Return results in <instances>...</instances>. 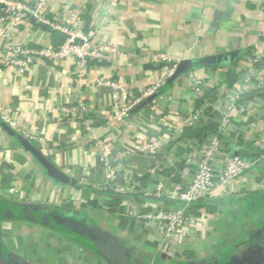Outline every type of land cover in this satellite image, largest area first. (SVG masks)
<instances>
[{
    "label": "crops",
    "instance_id": "0c3cea01",
    "mask_svg": "<svg viewBox=\"0 0 264 264\" xmlns=\"http://www.w3.org/2000/svg\"><path fill=\"white\" fill-rule=\"evenodd\" d=\"M262 5L263 0H50L53 15L81 13L86 25L97 30L96 39L117 46L119 53L112 62L90 65L83 72L72 61L46 60L24 72L16 67L0 71L1 199L33 210L68 208L82 213L109 239L108 246L124 264H209L232 249L245 254L262 247L248 241L264 226V154L228 191L219 189L212 207L185 221L174 237L165 238L162 221L141 217L155 204L169 212L178 208L177 200L156 202L144 192L159 182L166 191L176 187L183 178L171 174L189 157L197 163L233 99L226 146L238 152V142H255L261 136L264 85L257 89L255 79L249 83L246 76L255 47L259 45L264 55ZM60 35L35 19L15 32L16 40L30 45L57 43ZM3 42L0 35V69ZM157 51L173 61H200L218 54L228 59L232 51L241 55L234 64L226 59L199 63L169 82L172 64L149 58ZM262 61L264 66V56ZM193 78L200 81L199 88ZM108 79L120 81L130 95H140L156 83L162 88L143 108L118 120L115 105L122 93ZM78 101L89 105L91 116L62 119L58 107ZM243 108L255 109L254 115ZM193 117L199 120L193 122ZM4 119L36 135L33 143L58 168V179L3 128ZM199 122L211 127L185 135L186 128ZM151 141L156 145L144 151ZM262 143L264 150V139ZM108 183L126 191L121 201L113 202L103 193ZM1 232L3 246L17 258L26 253L31 262L22 259L27 264H114L98 245L55 226L3 220ZM41 238L46 240L43 250L27 252V246L35 247Z\"/></svg>",
    "mask_w": 264,
    "mask_h": 264
},
{
    "label": "built area",
    "instance_id": "2783aa9c",
    "mask_svg": "<svg viewBox=\"0 0 264 264\" xmlns=\"http://www.w3.org/2000/svg\"><path fill=\"white\" fill-rule=\"evenodd\" d=\"M262 7L264 10V0ZM31 19H35L50 30L65 35L64 41L58 45L54 43L30 45L16 40L15 32ZM96 34L97 30L86 25L81 13L71 11L62 18L53 15L50 9V0H38L36 4H31L27 0H0V35L4 40L1 51L3 62L0 71L16 67L24 72L41 60L51 63L72 61L80 67L81 72L85 71L90 65L112 62L115 55L119 53V48L108 43L99 42L96 39ZM263 56L259 45L256 46L251 57L252 66L246 76V81L249 83L254 78L255 87L260 90L264 85ZM149 58L153 62L171 63V74L180 62L173 61L163 51L153 52L149 54ZM106 82L113 86L117 92L122 93V97L117 99L115 105L114 117L118 120L127 119L129 114L134 112V109L148 97L152 95H155L154 98L157 97L162 87L161 83H156L145 89L140 95H130L126 93L120 81L108 79ZM193 84L197 88L200 87L198 79L193 78ZM240 94L241 90L236 98H239ZM234 101L233 99L227 105V111L220 115L219 131L203 145L197 163L194 165L193 159L189 157L184 167L171 174V176L178 174L183 178L176 187L166 191L164 184L159 182L153 189L144 192L149 200L157 202V200L168 198L179 202V206L175 211L169 212L160 209L155 204L156 206L151 211L141 216L142 219L148 222L154 219L162 221L165 238L167 239L182 231L181 227L185 221H191L199 215L188 212L193 203L201 198H213L219 189L228 191L235 181L251 172L258 164L259 160L242 157L235 148L229 149L219 136V132L226 134L229 130V110L235 106ZM243 110L249 112L251 116L255 113L253 108H243ZM58 111L62 119L73 120H86L93 113V110L84 101L62 103L58 107ZM192 120L197 122L199 118L193 117ZM4 121L32 142L37 140L34 133L20 129L16 121H7L6 119ZM263 139L264 130L254 143H257L258 147L263 146ZM155 145L156 141H151L143 147V150L150 149ZM109 177L111 178V174H109ZM108 186V188L114 189L119 194L126 193V191H117L113 184L108 183ZM262 187L263 185L260 184L259 188ZM10 192L16 193L14 189H11ZM199 211L200 214H204V210L200 209Z\"/></svg>",
    "mask_w": 264,
    "mask_h": 264
},
{
    "label": "trees",
    "instance_id": "16d2710c",
    "mask_svg": "<svg viewBox=\"0 0 264 264\" xmlns=\"http://www.w3.org/2000/svg\"><path fill=\"white\" fill-rule=\"evenodd\" d=\"M58 32V31H56ZM59 33V32H58ZM65 39V35H60V41L54 43L55 45L61 44ZM241 54L229 57L225 62L234 64L236 59L239 58ZM162 88V87H161ZM211 127L205 123H198L194 127L186 128L185 135L192 134L198 130ZM219 131V128H218ZM219 136L223 141H226V136L223 132H219ZM227 145V142L225 143ZM228 146V145H227ZM239 147L238 154L242 157L249 159L260 160V157L263 156L264 150L255 145L254 142L240 141L236 145ZM180 150V149H179ZM259 162V161H258ZM109 199L113 202H119L124 195L117 193L114 189L108 188L104 191ZM1 208H0V219L3 220H31L30 216L36 215L37 218L31 221L44 223L50 226H55L58 230L83 241L84 243L94 245L97 247L96 239L99 238L104 241L107 245H112L109 239L101 233L99 229L92 226V222L85 218V215L82 213H77L71 209H29L23 205L17 204L15 202L9 201L7 199H1ZM213 198L210 199H199L197 202L193 203L188 212H193L195 214H200V209L206 211L212 207ZM61 222V226H56L55 224ZM251 244L264 246V226L253 234L251 239L248 241ZM236 252V249L230 250L228 253L222 255L217 259L218 264H226L233 260V256ZM3 254L6 256L7 261L11 264H27L25 261L18 259L14 255L9 253V250L4 246Z\"/></svg>",
    "mask_w": 264,
    "mask_h": 264
},
{
    "label": "water",
    "instance_id": "95a60500",
    "mask_svg": "<svg viewBox=\"0 0 264 264\" xmlns=\"http://www.w3.org/2000/svg\"><path fill=\"white\" fill-rule=\"evenodd\" d=\"M231 57H234L237 55L236 51H232ZM227 58V54H218L215 56H208V57H203L200 59V61H193V60H181L174 72L171 74L169 78V82H173L177 77H179L181 74L184 72L193 69L195 66H197L199 63L202 64H213L216 62H222L224 59ZM155 95H152L148 97L143 103L138 105L135 109L134 112L140 110L145 106L147 102L152 100ZM2 126L3 128L8 131L10 135H12L16 141L18 142L19 145H21L23 148H25L27 151H29L32 155H34L39 162L43 165L45 170L54 178L58 179L60 177L58 168L47 158L45 157L40 150L37 148V146L28 138H26L22 133L14 129L9 125L8 122L2 121ZM1 197H0V208H1ZM36 215L30 216L31 220L36 219ZM2 221L3 219H0V264H11L9 261H7L6 256L3 254V243H2V232H1V226H2ZM56 226H61L62 223L59 221L58 223L55 224ZM96 243L98 245V249L108 258L110 259L114 264H124L121 255L116 252L112 247L108 246L104 241L101 239L97 238ZM244 252L237 253L233 256V260L229 262L228 264H244L247 262V264H264V246L263 247H257V248H250L248 251H246L245 254ZM242 254V255H241ZM31 264V263H30ZM209 264H217L216 262L214 263H209Z\"/></svg>",
    "mask_w": 264,
    "mask_h": 264
},
{
    "label": "rangeland",
    "instance_id": "374dc122",
    "mask_svg": "<svg viewBox=\"0 0 264 264\" xmlns=\"http://www.w3.org/2000/svg\"><path fill=\"white\" fill-rule=\"evenodd\" d=\"M44 239V238H43ZM43 241H45L46 242V240L44 239ZM43 241H42V238L39 240V241H36L37 242V244L35 243V247H33V246H30V245H28L27 246V252H31V253H34V252H41L42 250H43V247H41V245H43ZM48 245H50V244H48ZM9 253L10 254H12V252L9 250ZM21 254H23L22 252H21ZM14 254H12V256H13ZM25 255H26V253H25ZM25 255L23 254V255H18L19 257H18V259H20V260H23V259H26V257H25ZM32 255V254H31ZM21 256V257H20ZM30 256V255H29ZM16 257V256H15ZM23 258V259H22ZM28 258V260L27 261H29V262H31L30 260H29V258L30 257H27ZM36 263H38V262H36Z\"/></svg>",
    "mask_w": 264,
    "mask_h": 264
},
{
    "label": "flooded vegetation",
    "instance_id": "af4514ba",
    "mask_svg": "<svg viewBox=\"0 0 264 264\" xmlns=\"http://www.w3.org/2000/svg\"><path fill=\"white\" fill-rule=\"evenodd\" d=\"M244 264H247V262H246V263H244Z\"/></svg>",
    "mask_w": 264,
    "mask_h": 264
}]
</instances>
